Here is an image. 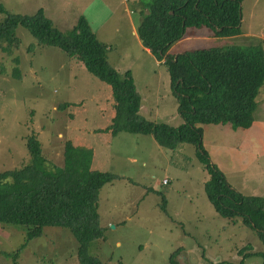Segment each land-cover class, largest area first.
I'll list each match as a JSON object with an SVG mask.
<instances>
[{"label": "rangeland", "instance_id": "374dc122", "mask_svg": "<svg viewBox=\"0 0 264 264\" xmlns=\"http://www.w3.org/2000/svg\"><path fill=\"white\" fill-rule=\"evenodd\" d=\"M136 1L0 0V21L6 13L43 10L54 26L67 30L84 15L107 45L109 64L130 73L140 115L178 126L182 120L164 60L147 51L135 33ZM241 16V34L206 39L207 28L191 29L192 36L173 42L170 53L264 44V0H243ZM15 35L18 44L10 52L8 42L0 44V172L30 160V137L48 167L63 165L67 141L91 150L90 169L119 179L98 191L103 231L90 242L89 254L102 264H170L172 254L179 264H264L257 233L238 216H221L208 201L209 174L192 145L167 150L152 136L99 131L113 117L109 86L61 49L39 44L24 26L17 25ZM261 108L258 103L253 113L257 120L264 119ZM201 127L203 149L227 184L243 195L264 196V132L248 136L229 124ZM24 242L23 229L0 224V264H79L77 241L67 228L46 227L21 248Z\"/></svg>", "mask_w": 264, "mask_h": 264}, {"label": "trees", "instance_id": "16d2710c", "mask_svg": "<svg viewBox=\"0 0 264 264\" xmlns=\"http://www.w3.org/2000/svg\"><path fill=\"white\" fill-rule=\"evenodd\" d=\"M243 0H137L139 20L135 33L140 44L158 60H164L176 111L182 123L170 126L139 113L140 96L128 71L120 74L108 62L107 45L89 20L80 15L67 30L54 26L39 10L31 15L6 13L0 21V44H18L22 25L39 44L57 47L77 60L110 88L113 117L101 132L112 137L127 134L152 136L167 150L179 144L195 148V155L209 178L204 183L208 201L223 217H240L264 244V196L243 195L231 188L224 174L210 163L202 146L204 124H229L247 129L254 121L256 97L264 84V50L261 42L248 46L189 49L171 54L169 48L191 29L205 27L211 36L241 34ZM0 12L3 9L0 6ZM1 46V45H0ZM2 48V47H1ZM3 49V48H2ZM5 50V49H3ZM17 61V59H16ZM30 160L21 167L0 172V224L21 228L25 242L43 228H67L77 241L79 264H102L89 254L93 240L102 238L97 212L98 191L116 175L90 169L91 150L67 141L63 165L48 167L38 141H26ZM165 202L162 197V205ZM264 258V249L259 252ZM170 264H179L172 254Z\"/></svg>", "mask_w": 264, "mask_h": 264}, {"label": "crops", "instance_id": "0c3cea01", "mask_svg": "<svg viewBox=\"0 0 264 264\" xmlns=\"http://www.w3.org/2000/svg\"><path fill=\"white\" fill-rule=\"evenodd\" d=\"M195 34H193V36H194ZM209 35V33H207L206 35H204V36H202L203 38H206V39H212V38H215L214 36H208ZM192 36V33L191 34H186L184 37H182L181 39H179L178 41H176V45L178 44V42H181V41H183L184 39H188L189 37H191ZM104 42V41H103ZM261 44H262V47H263V50H264V44H263V41L261 42ZM172 48H173V45H171V47L169 48V52H172ZM146 50L147 51H149L147 48H146ZM182 51H184V50H182ZM182 51H180V52H182ZM150 52V51H149ZM180 52H176V53H174V55L175 54H178V53H180ZM151 53V52H150ZM262 92V93H261ZM260 96V97H259ZM257 97H259V98H257ZM257 97H256V104H257V106H258V103H259V105L260 106H262V108H261V110H264V84L262 85V87L260 88V90H259V93H258V95H257ZM259 100V101H258ZM257 106H256V108H257ZM244 132H245V134L247 135L248 134V136H255V135H257V136H259V135H262L263 134V132H264V119H260V120H257L256 118H255V116H254V121H253V123L251 124V126L249 127V128H247V129H244L243 130ZM248 138V137H247Z\"/></svg>", "mask_w": 264, "mask_h": 264}, {"label": "built area", "instance_id": "2783aa9c", "mask_svg": "<svg viewBox=\"0 0 264 264\" xmlns=\"http://www.w3.org/2000/svg\"><path fill=\"white\" fill-rule=\"evenodd\" d=\"M164 182V181H163Z\"/></svg>", "mask_w": 264, "mask_h": 264}]
</instances>
